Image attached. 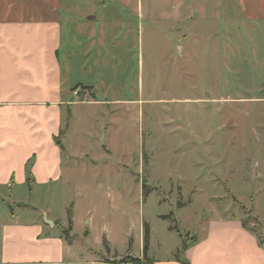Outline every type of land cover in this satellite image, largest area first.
<instances>
[{
	"label": "rangeland",
	"instance_id": "374dc122",
	"mask_svg": "<svg viewBox=\"0 0 264 264\" xmlns=\"http://www.w3.org/2000/svg\"><path fill=\"white\" fill-rule=\"evenodd\" d=\"M70 5L67 80L124 104L74 108L66 181L28 203L67 224L69 213L112 223V251L85 241L109 260L140 251L141 221L156 236L153 250L177 234L189 241L188 231L218 216L264 238V23L247 22L237 0ZM88 92L81 88L78 101H90Z\"/></svg>",
	"mask_w": 264,
	"mask_h": 264
},
{
	"label": "crops",
	"instance_id": "0c3cea01",
	"mask_svg": "<svg viewBox=\"0 0 264 264\" xmlns=\"http://www.w3.org/2000/svg\"><path fill=\"white\" fill-rule=\"evenodd\" d=\"M72 1L0 0V264H131L120 261L143 259L144 221L140 251L116 252L120 257L109 260L87 252L94 249L85 241L95 237L96 249L103 242L112 251V223L100 226L73 215L67 238L63 232L69 224L28 203L36 191L66 181L64 148L76 121L74 108L124 104L100 101L96 86L67 80L73 52L66 48L64 30L71 23L65 15L73 11ZM237 2L247 22L264 23V0ZM81 88L89 91L90 101H78ZM11 206L16 210L11 212ZM174 220L179 221L176 215ZM150 229L151 264H181L177 255L189 264H264V238L236 217L208 219L201 230L188 231L189 241L177 234L172 246L162 240L156 250Z\"/></svg>",
	"mask_w": 264,
	"mask_h": 264
},
{
	"label": "trees",
	"instance_id": "16d2710c",
	"mask_svg": "<svg viewBox=\"0 0 264 264\" xmlns=\"http://www.w3.org/2000/svg\"><path fill=\"white\" fill-rule=\"evenodd\" d=\"M172 218H174V215L172 214L171 215ZM69 218H70V221H69V228L71 230L72 228V218H71V213H69ZM168 218V217H166ZM244 226L245 223L243 222ZM64 235H66L67 238H69V232L67 230H64ZM150 238H151V229H150V226L149 224H145L144 225V248H143V259L145 260V264H151V261L147 259V252H148V249H149V246H150ZM185 247V245H184ZM180 255H177V259L178 261L181 263V264H189L187 261L185 260H181L179 258ZM143 259H133L131 257H126V258H123L120 262L121 263H131V264H140V262H142Z\"/></svg>",
	"mask_w": 264,
	"mask_h": 264
}]
</instances>
